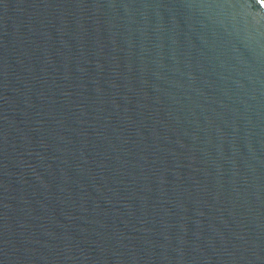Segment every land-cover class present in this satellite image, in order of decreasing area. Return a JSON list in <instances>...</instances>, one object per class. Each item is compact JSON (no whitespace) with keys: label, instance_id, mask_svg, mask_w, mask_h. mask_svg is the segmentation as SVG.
I'll return each instance as SVG.
<instances>
[{"label":"water","instance_id":"1","mask_svg":"<svg viewBox=\"0 0 264 264\" xmlns=\"http://www.w3.org/2000/svg\"><path fill=\"white\" fill-rule=\"evenodd\" d=\"M0 264H264V0H0Z\"/></svg>","mask_w":264,"mask_h":264}]
</instances>
